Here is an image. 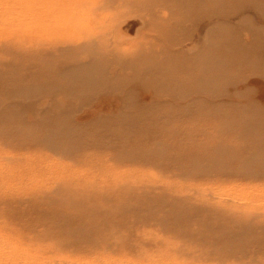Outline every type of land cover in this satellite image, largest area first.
<instances>
[{"label":"rangeland","instance_id":"374dc122","mask_svg":"<svg viewBox=\"0 0 264 264\" xmlns=\"http://www.w3.org/2000/svg\"><path fill=\"white\" fill-rule=\"evenodd\" d=\"M0 264H264V0H0Z\"/></svg>","mask_w":264,"mask_h":264}]
</instances>
